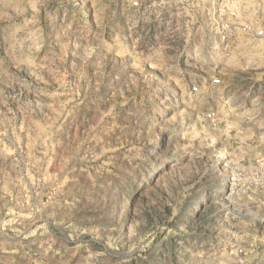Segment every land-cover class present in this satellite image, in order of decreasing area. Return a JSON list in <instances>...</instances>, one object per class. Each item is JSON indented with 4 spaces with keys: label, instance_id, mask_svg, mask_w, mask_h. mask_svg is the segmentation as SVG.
<instances>
[{
    "label": "rangeland",
    "instance_id": "rangeland-1",
    "mask_svg": "<svg viewBox=\"0 0 264 264\" xmlns=\"http://www.w3.org/2000/svg\"><path fill=\"white\" fill-rule=\"evenodd\" d=\"M243 26L264 0H0V264H264Z\"/></svg>",
    "mask_w": 264,
    "mask_h": 264
},
{
    "label": "built area",
    "instance_id": "built-area-1",
    "mask_svg": "<svg viewBox=\"0 0 264 264\" xmlns=\"http://www.w3.org/2000/svg\"><path fill=\"white\" fill-rule=\"evenodd\" d=\"M139 0H133V5H138ZM243 30L245 31H250L251 34L254 37H262L264 35V31L262 29H251L248 26H243L242 27ZM226 35H223V38H225ZM220 82L218 77H213V79L208 83L209 87L213 88L216 84H218ZM200 89V85L199 84H195L192 86V91L193 92H197Z\"/></svg>",
    "mask_w": 264,
    "mask_h": 264
}]
</instances>
